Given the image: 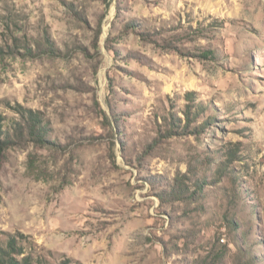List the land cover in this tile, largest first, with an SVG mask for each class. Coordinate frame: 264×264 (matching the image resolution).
Here are the masks:
<instances>
[{
	"label": "rangeland",
	"instance_id": "1",
	"mask_svg": "<svg viewBox=\"0 0 264 264\" xmlns=\"http://www.w3.org/2000/svg\"><path fill=\"white\" fill-rule=\"evenodd\" d=\"M0 111V249L264 264V0H0Z\"/></svg>",
	"mask_w": 264,
	"mask_h": 264
},
{
	"label": "trees",
	"instance_id": "2",
	"mask_svg": "<svg viewBox=\"0 0 264 264\" xmlns=\"http://www.w3.org/2000/svg\"><path fill=\"white\" fill-rule=\"evenodd\" d=\"M14 109L22 117L21 122H15L14 124V131L19 136L28 135L31 141L41 146L54 145L46 139V131L40 113L24 108L21 105ZM7 121L6 116L0 111V145L5 147L11 143L10 139L4 138L5 136H10V131L5 128ZM22 255H24V250L18 249L16 243L9 242L7 248L0 249V264H32L28 257H24L22 260L18 259Z\"/></svg>",
	"mask_w": 264,
	"mask_h": 264
}]
</instances>
